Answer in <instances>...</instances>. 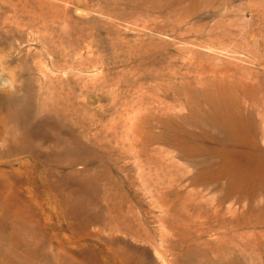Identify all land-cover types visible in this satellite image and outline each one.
<instances>
[{"label":"rangeland","instance_id":"obj_1","mask_svg":"<svg viewBox=\"0 0 264 264\" xmlns=\"http://www.w3.org/2000/svg\"><path fill=\"white\" fill-rule=\"evenodd\" d=\"M0 264H264V0H0Z\"/></svg>","mask_w":264,"mask_h":264},{"label":"bare ground","instance_id":"obj_2","mask_svg":"<svg viewBox=\"0 0 264 264\" xmlns=\"http://www.w3.org/2000/svg\"><path fill=\"white\" fill-rule=\"evenodd\" d=\"M236 127V126H235ZM233 129V128H232ZM252 159V158H251ZM253 159H255V158H253Z\"/></svg>","mask_w":264,"mask_h":264}]
</instances>
